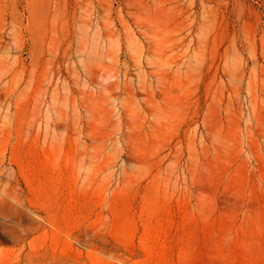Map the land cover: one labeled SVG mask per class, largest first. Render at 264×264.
<instances>
[{"label": "rangeland", "instance_id": "obj_1", "mask_svg": "<svg viewBox=\"0 0 264 264\" xmlns=\"http://www.w3.org/2000/svg\"><path fill=\"white\" fill-rule=\"evenodd\" d=\"M9 132L25 257L264 264V0H0Z\"/></svg>", "mask_w": 264, "mask_h": 264}, {"label": "bare ground", "instance_id": "obj_2", "mask_svg": "<svg viewBox=\"0 0 264 264\" xmlns=\"http://www.w3.org/2000/svg\"><path fill=\"white\" fill-rule=\"evenodd\" d=\"M4 129V128H3ZM20 136L19 132L11 133L9 132L8 138L4 140V142H0V147L7 150L8 147L12 144L13 138L16 137L18 139ZM14 145H20V142L17 141ZM14 169V168H13ZM15 169L13 172H9L6 170L0 171V216L6 217V211L8 205H16L22 207L21 195L17 192V187L14 186L15 183L18 182V175ZM20 185V184H18ZM20 208V207H19ZM12 215V214H11ZM0 227H4L5 232L9 230V226L5 224H1ZM20 228V227H19ZM18 229V228H16ZM38 227L34 226L26 230L18 231L17 235L14 236V240H8L3 235H0V246L3 243L10 242L12 243L13 249L6 250L4 248H0V264H88L87 260L81 255L77 256L72 260H62L61 258L53 257H40L39 252L37 251L36 239L31 241L32 252L29 256H24V248L26 240L34 236ZM22 246V248H20ZM113 258V257H112ZM117 260V259H116ZM114 261V260H113Z\"/></svg>", "mask_w": 264, "mask_h": 264}]
</instances>
